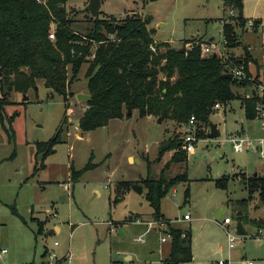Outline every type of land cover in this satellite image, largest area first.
<instances>
[{
    "label": "rangeland",
    "instance_id": "obj_1",
    "mask_svg": "<svg viewBox=\"0 0 264 264\" xmlns=\"http://www.w3.org/2000/svg\"><path fill=\"white\" fill-rule=\"evenodd\" d=\"M241 1L244 20L256 21L258 31L247 22L244 28L234 27L239 46L230 50L223 46L222 25H234L239 13L223 0H103L99 18L116 22L136 15L142 21L150 19L148 29L155 43L181 49L188 42L187 50L199 44L202 51L208 46L211 51L204 57L223 58L228 70L234 67L228 62L230 54L240 60L247 49L254 61L248 66L249 77H258V82L232 88L242 99L264 86V0ZM88 2L68 0L65 6L72 29L81 35L92 26ZM86 69L84 65L72 81L66 101L43 81L25 94L28 100L23 94H10L6 115L14 121L11 129L7 121L5 129L0 124V236L22 221L34 231L42 223L38 252L47 248L60 258L70 250V264H164L170 241L161 243L160 238H166L167 228L146 232V224L154 219L143 182H169L182 176L184 180L163 196L160 208L174 228L190 233L193 260L187 264H239L241 255L258 264L257 259L264 256V230L255 235L254 221L264 220V206L259 192L249 190V181L255 175L264 176V158L259 154L264 146L258 145L264 141V129L246 120L241 101L213 108L209 122L220 136L211 140L209 127L204 128L205 135L196 137L194 152L179 163L171 160V152L159 156L168 138L179 135L182 141L186 133L184 126L168 119L158 123V117H140L135 110L103 128L81 132L78 122L87 103L78 102L76 95L87 94ZM57 134L51 152L38 151L37 144ZM244 137L258 151L235 152L230 140ZM88 165L91 168L83 171ZM222 177L228 180L224 189L216 186ZM133 187L141 188L140 193ZM186 214L190 220L183 222ZM225 218L236 239L232 249L222 228ZM238 221L246 238L236 235ZM138 238L143 242H137Z\"/></svg>",
    "mask_w": 264,
    "mask_h": 264
},
{
    "label": "trees",
    "instance_id": "obj_2",
    "mask_svg": "<svg viewBox=\"0 0 264 264\" xmlns=\"http://www.w3.org/2000/svg\"><path fill=\"white\" fill-rule=\"evenodd\" d=\"M223 2L239 13L233 21L235 26L222 25L223 46L230 50L239 46L234 27L244 28L247 21L242 15L241 0ZM67 3L68 0H45V4L36 0H0V124L3 128L7 121L11 129L14 121L13 116L6 115L12 92L26 94L37 86L38 81H43L66 101L72 81L84 65H87L84 78L91 100L86 102L87 110L78 122L82 132L94 131L110 121L122 119L129 109L131 112L137 110L140 117L153 115L180 127L193 117L199 139L206 133L204 128H208L216 104L226 105L239 99L247 121L255 120L258 108L264 111V94L260 96L253 89L250 97L240 99L232 91L234 86L247 88L258 82V77L256 80L249 77L248 66L254 61L247 49L243 59L230 54L228 60L233 68H243L246 79L229 81L222 77L225 72H230L226 68L227 62L215 54L201 57L199 44L187 50L184 45L188 42H185L180 53V49L169 47L168 43H155L153 32L148 29L150 19L142 21L139 16L132 15L115 22L114 19L94 20L90 17L92 26L81 35L72 29L73 21L65 11ZM52 24L56 26L53 42L48 39ZM258 26L255 21L252 29L257 32ZM110 36L114 40H109ZM91 43L95 44L93 48ZM150 45L155 46V53L151 52ZM161 49L165 51L161 52ZM58 138L57 134L47 143L37 144L38 151L51 152ZM179 138V135L168 138L160 148L159 156L171 152L172 161H186ZM90 168L88 165L83 171ZM182 180L184 177L181 176L169 182L161 179L143 182L153 219L166 224L165 234L170 237V251L164 264L192 261L189 232L168 224L160 208L163 196ZM227 181L225 177L219 178L216 186L224 189ZM249 190L259 192L264 206V176L252 178ZM254 223L264 229V220ZM36 225L38 237L44 229L42 223Z\"/></svg>",
    "mask_w": 264,
    "mask_h": 264
},
{
    "label": "crops",
    "instance_id": "obj_3",
    "mask_svg": "<svg viewBox=\"0 0 264 264\" xmlns=\"http://www.w3.org/2000/svg\"><path fill=\"white\" fill-rule=\"evenodd\" d=\"M253 124L255 125V128H260L256 124L255 121H253ZM260 141H263V140H260ZM262 146H264V143ZM255 177H258V175H256ZM62 199L64 200L65 198L62 197ZM218 216H219V214H218ZM189 220H190V216H189V219L186 221H183V218H182L183 222H188ZM154 222H152V223H154ZM167 222H168V224H170L169 221H167ZM263 230L264 229L258 228L255 235L258 236L260 233L263 232ZM55 231L58 233L59 228L55 227ZM37 232L38 231L32 230V228L27 226L26 222H24V224L20 223L19 225H15L13 227L12 231H9V232L3 234L2 236H0V252L5 251V253H0V264H48V263H51L50 260H48V255L49 254L55 255V253L53 251H50L47 248L44 249L42 253L38 252L37 244H36L37 243V237H36ZM146 232H147V230H146ZM183 232H185V231H183ZM186 232H188V231H186ZM46 234L47 233H45V235ZM38 236H40V235H38ZM246 237H247V235L243 238H246ZM243 240H245V239H243ZM141 241H142V239H141ZM141 241H139V242H141ZM168 241H170V240H168ZM262 243H263L262 246H264V241ZM55 244H54V247H57L58 245L55 246ZM169 251H170V249H169ZM50 252H52V253H50ZM191 252H192V240H191ZM260 258L261 259H257V260H259L258 264H264V256L260 257ZM55 259H57L56 262L58 264H70L72 262L70 250H68L60 258H57L55 255ZM192 260H193V256H192ZM238 263L239 264H251L247 261V258L242 256V255H241V258L239 259Z\"/></svg>",
    "mask_w": 264,
    "mask_h": 264
},
{
    "label": "built area",
    "instance_id": "obj_4",
    "mask_svg": "<svg viewBox=\"0 0 264 264\" xmlns=\"http://www.w3.org/2000/svg\"><path fill=\"white\" fill-rule=\"evenodd\" d=\"M37 2L39 3H44L45 4V0H36ZM230 16H234V13H232V11L229 12ZM247 25L248 27H253L254 25V22L251 21V20H248L247 21ZM55 24H52L51 25V29L49 31V35H48V39L53 42V40L55 39ZM109 40H114V37L110 36L109 37ZM151 52L155 53L156 52V48L154 45H150L149 46ZM211 51V48L206 46L204 47V50L202 51L201 50V53H202V57H204L205 54H208L210 53ZM94 57V55L92 56V58ZM232 74V78H236L238 79L239 81H244L246 79L245 75H244V72H243V68H232L229 72V74ZM264 92V86L262 87H258V94L260 96H263V93ZM220 108V105L216 104L215 107H214V110H217ZM256 124L261 127L262 129H264V111L262 109H257V114H256V117H255V120ZM184 128H185V135H184V138L182 139L181 141V150L183 152H185L186 154H192L194 152V148H195V145H196V136H195V129L197 128L196 125H195V119L192 117L190 118V120L188 121L187 124L184 125ZM208 130V129H207ZM232 143H233V149L235 152H243L245 150H247L248 148H252L253 151H258L257 149V146L254 147L253 146V143L247 139L246 137L244 138H232L230 140ZM264 143V141H259L258 142V145L259 146H262ZM259 154L262 158H264V152L263 150L261 149L259 151ZM65 191H68V187H64ZM189 219V216L186 215L183 217V221H186ZM222 228L226 234V239H228V248L229 249H232L233 248V245L235 243V237L229 232L228 230V226L231 224L230 220L229 219H224L223 222H222ZM147 225V232H150V231H154V230H157L162 228V227H165V224H163L162 222H154V223H148L146 224ZM168 240H170V237L168 235H166V238H161L160 241L162 243H165L167 242ZM137 242L138 241H141L140 238H138V240H136ZM142 242V241H141ZM58 244L56 243L55 246H57ZM0 253H5V251L3 252H0ZM48 260H50L51 263H48V264H56V260L55 259V255L54 254H49L48 255ZM217 264H227L225 262H222V261H219V263Z\"/></svg>",
    "mask_w": 264,
    "mask_h": 264
},
{
    "label": "water",
    "instance_id": "obj_5",
    "mask_svg": "<svg viewBox=\"0 0 264 264\" xmlns=\"http://www.w3.org/2000/svg\"><path fill=\"white\" fill-rule=\"evenodd\" d=\"M88 1L89 2H88V6H87V11L89 13V17H91L94 20H98L99 19L100 9H101L103 0H88ZM179 52L182 53L183 52V48H181L179 50ZM222 77L224 79H226V80H229V81H231L233 79L232 78V74L231 73L229 74L228 72H225L222 75ZM46 87H47V85H46ZM76 98H77V101L78 102H85V103L91 100L90 95H88V94H86V95L85 94H77L76 95ZM23 99L24 100H28L27 97L25 96V94H23ZM130 112L131 111L129 109H127V112L126 113H128L127 114L128 116L131 115ZM160 120H161V118H158V123H160ZM208 127H209V132L207 133V137L209 139L214 140L218 136H220L219 130L211 122L208 123ZM133 190H135L136 193H140L141 188H139V187H133ZM236 223H237L236 224V235L237 236H240V237H245L247 234H246V231L244 230V227H243L242 222H239L238 221ZM119 234H121V233L119 232ZM127 259H129V258H127Z\"/></svg>",
    "mask_w": 264,
    "mask_h": 264
}]
</instances>
